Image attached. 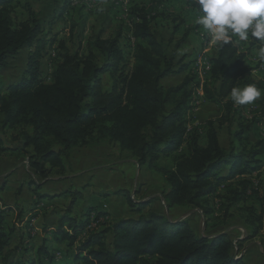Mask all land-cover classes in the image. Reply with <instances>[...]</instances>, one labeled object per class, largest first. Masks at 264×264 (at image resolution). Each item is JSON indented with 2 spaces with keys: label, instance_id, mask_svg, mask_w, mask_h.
Returning a JSON list of instances; mask_svg holds the SVG:
<instances>
[{
  "label": "trees",
  "instance_id": "obj_1",
  "mask_svg": "<svg viewBox=\"0 0 264 264\" xmlns=\"http://www.w3.org/2000/svg\"><path fill=\"white\" fill-rule=\"evenodd\" d=\"M15 2L0 0V70L21 50L31 52L24 76L15 84L0 86V128L20 130L22 150L29 152L26 159L35 177L46 183L64 176L72 168L66 165L70 151L106 140L128 153L136 166L162 177L167 185L162 201L168 211H200L211 219L216 207L213 200L220 207L227 204L229 210L256 196L258 212L253 207L242 208L239 219H243L246 239L263 234L264 243V191L259 194L252 182V175L258 177L264 167V160L258 158L264 148L257 150V144L247 149L243 143L250 128L264 119V94L251 105L237 106L230 99L233 87L247 84H255L264 93V77H252L254 68L236 38L230 45H214L201 84L194 61L204 45L190 63H175L154 35L156 5L130 8L125 36L117 30L112 38L96 36L85 42L80 37L77 44L82 42L87 50L71 53L65 40H59L53 50L56 38H44L45 24L38 12L32 10L26 19L16 21ZM64 5L61 14L66 7H78L69 0ZM86 17L80 23L81 36ZM70 26L69 37L76 28ZM123 39L130 44L129 57ZM46 55L51 67L48 76L40 66ZM177 75H182L178 84H162ZM103 76L110 80L108 87L102 83ZM199 88L202 102L213 106L219 116L189 131L187 114L199 99ZM246 109L252 110L248 120L243 114ZM223 127L230 135L226 148L219 143ZM165 158L172 166L160 165ZM30 185L33 203L28 210L19 209L18 219H23L25 211L31 216L20 228L22 250L15 248L17 253L9 250L15 229L8 218L14 210L0 199V264H246L243 257H235L236 244L229 234L200 235L189 218L172 221L153 210L154 200H135L126 190L115 195L125 201L131 216L113 222L92 206L75 212L80 192L59 194L71 200L66 209L50 212L57 217L56 225L45 230L36 244L30 219L37 221L39 206L59 196L41 192L42 184L35 181ZM91 217L108 220L90 231Z\"/></svg>",
  "mask_w": 264,
  "mask_h": 264
},
{
  "label": "rangeland",
  "instance_id": "obj_2",
  "mask_svg": "<svg viewBox=\"0 0 264 264\" xmlns=\"http://www.w3.org/2000/svg\"><path fill=\"white\" fill-rule=\"evenodd\" d=\"M65 1L16 0L13 16L18 21L26 19L32 10L33 13L38 12V18L41 17L45 24L44 38L46 40L56 38L53 49L59 40H65L71 53L76 51L85 53L87 48H83L85 45L82 42L77 44L78 38L83 37L82 40L85 42L96 36L112 38L117 30H120L125 36L128 32V10L135 6L150 8L152 4L156 5V7L153 6L156 14L153 21L154 35L164 46L167 54L174 56L175 63L178 62V65L181 61L184 64L190 63L200 50V46L204 45L194 61L201 72L198 80H204L203 75L207 70L206 66L200 64L202 53H205L204 56L208 63V59L213 53L214 44L210 34L196 23L197 10L193 7L192 0H69L78 7L75 10L66 7V12L61 14L60 11L65 6ZM24 5L29 6L24 7ZM82 5L85 7H81ZM85 16H87L84 21L85 31L81 36L80 23ZM71 24L76 25V28L73 35L69 37ZM122 41L128 56L131 50L130 44L126 39ZM258 47L259 42L251 38L247 42H240L239 45V50L246 53L248 62L254 68L251 75L256 80L258 77H264V63L258 62L257 59ZM45 50L49 52L50 48L47 47ZM30 52L28 49L21 50L15 58L7 62L5 69L0 70V86L15 84L24 76ZM47 61V55L40 59L42 74L46 76L51 72L48 67L49 61ZM208 65L210 66V63ZM181 78L182 75L168 77L162 81V84L165 87L174 86ZM102 83L104 87H108L109 78L103 76ZM192 106L187 114L189 131L201 127L207 120H216L219 116L213 106L204 104L200 99H196ZM251 111L246 109L243 113L247 120L251 118ZM250 129L244 135L243 143L246 148H255L257 144H259L257 150L264 148V119ZM233 130H235V125L230 129V131ZM229 138V131L226 127L219 130V143L225 148L229 146ZM26 153L29 152L22 150L18 128L14 130L0 128V199L14 210V213L8 218V222L13 224L15 229L12 244L9 247V250H13L15 253H17L15 248L22 250L20 228L31 216L25 211L23 219L19 220V209H22L23 212L32 205L33 192L29 188L31 181H35L37 184H42L41 192L52 196H59L67 191L80 192L82 196L75 204V212L80 213V211L87 210L88 206H92L97 210L104 211L109 216V221L112 222L131 216L125 201L121 196L115 195L119 190L128 191L131 198L135 200L140 197L144 201L154 200L153 210L163 212L172 221L189 218L192 222L191 225L200 235L211 237L222 233L229 234L233 244H236L233 253L237 259L243 257L246 264H264V243H261L263 234L253 240L246 239L247 231L243 219H239L242 208L253 207L258 212L259 203L254 195H251L239 208L232 207L229 210L227 204L220 207L217 203L219 201L215 199L212 201L216 205L214 217L205 219L200 211L188 212L183 208L168 211L162 201V193L167 187L162 177L145 167L136 166L128 153L121 151L119 146L110 144L106 140L98 143L89 142L83 147L70 151L66 165L69 168L70 164L72 168H69L64 176H55L46 183L34 176L28 167ZM258 158L263 161L264 153ZM159 163L166 167L172 166V162L166 158L161 159ZM256 174L252 175V182L261 194L264 191V167L260 169L258 177ZM224 192L223 189L220 194ZM70 200L69 196H59L46 200L43 202V206H39L38 211L41 214L39 219L37 221L30 219L33 227L32 234L37 240L36 244L40 243L46 231L54 229L56 225L57 217L51 216L50 212L66 209ZM100 218L107 219V217Z\"/></svg>",
  "mask_w": 264,
  "mask_h": 264
},
{
  "label": "clouds",
  "instance_id": "obj_3",
  "mask_svg": "<svg viewBox=\"0 0 264 264\" xmlns=\"http://www.w3.org/2000/svg\"><path fill=\"white\" fill-rule=\"evenodd\" d=\"M196 23L206 30L219 47L255 39L259 42L258 62L264 63V0H192ZM255 84L233 87L230 99L237 106L251 105L262 96Z\"/></svg>",
  "mask_w": 264,
  "mask_h": 264
},
{
  "label": "bare ground",
  "instance_id": "obj_4",
  "mask_svg": "<svg viewBox=\"0 0 264 264\" xmlns=\"http://www.w3.org/2000/svg\"><path fill=\"white\" fill-rule=\"evenodd\" d=\"M70 5L71 6H75L74 4H73V2H71L70 1ZM54 50V49H53ZM51 55V54H50ZM49 55V56H50ZM200 58H201V56H200ZM50 60V59H49ZM48 62V61H47ZM52 66V65H51ZM48 68V67H47ZM51 68V67H50ZM209 68H210V66L208 65V70H209ZM45 69V68H44ZM206 70H207V67H206ZM45 78V77H44ZM200 81V80H199ZM200 83L202 84V80L200 81ZM198 96H199V90H198ZM105 218V217H104ZM91 220H90V223L89 224H92V225H88V230H90V231H93V230H96L97 228H98V224H100V223H102L103 221H105L104 219H102V218H100V219H102V221H100V222H97L96 224H93V219L94 218H90ZM99 219V220H100ZM108 220V219H107ZM105 223V222H104ZM99 229V228H98Z\"/></svg>",
  "mask_w": 264,
  "mask_h": 264
},
{
  "label": "built area",
  "instance_id": "obj_5",
  "mask_svg": "<svg viewBox=\"0 0 264 264\" xmlns=\"http://www.w3.org/2000/svg\"><path fill=\"white\" fill-rule=\"evenodd\" d=\"M204 54L205 53H202V60H201L200 64H203L204 66H206L207 67V72H208V63H207V59L205 58ZM52 56H54V55L52 54ZM203 82L204 81H202V83ZM202 97H203L202 88H199V99L201 100V102L203 101ZM191 109H192V107H191ZM100 221H102V219H100V220L93 219V224H96L97 222H100ZM88 225H92V224H88Z\"/></svg>",
  "mask_w": 264,
  "mask_h": 264
},
{
  "label": "crops",
  "instance_id": "obj_6",
  "mask_svg": "<svg viewBox=\"0 0 264 264\" xmlns=\"http://www.w3.org/2000/svg\"><path fill=\"white\" fill-rule=\"evenodd\" d=\"M194 68V67H193ZM48 194V193H47Z\"/></svg>",
  "mask_w": 264,
  "mask_h": 264
}]
</instances>
